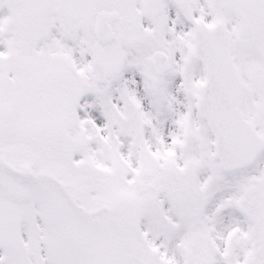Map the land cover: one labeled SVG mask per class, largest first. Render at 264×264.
Returning <instances> with one entry per match:
<instances>
[{"label": "snow or ice", "instance_id": "obj_1", "mask_svg": "<svg viewBox=\"0 0 264 264\" xmlns=\"http://www.w3.org/2000/svg\"><path fill=\"white\" fill-rule=\"evenodd\" d=\"M0 264H264V0H0Z\"/></svg>", "mask_w": 264, "mask_h": 264}]
</instances>
